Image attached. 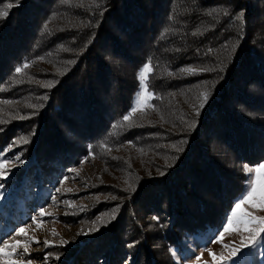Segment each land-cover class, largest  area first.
Here are the masks:
<instances>
[{
	"label": "trees",
	"instance_id": "16d2710c",
	"mask_svg": "<svg viewBox=\"0 0 264 264\" xmlns=\"http://www.w3.org/2000/svg\"><path fill=\"white\" fill-rule=\"evenodd\" d=\"M2 11L0 98L22 97L30 110L21 112L30 111L31 118L17 117L16 107L8 110L13 119L0 130V146L13 132L26 133L28 170L45 178V170L51 174L75 154L93 155L107 138L139 143L156 160L154 172H133V194L154 193L155 207L170 219L168 230L179 217V201L193 232L218 220L219 207L223 216L235 184L213 163V181L195 176L193 162L206 154L202 139L221 116L229 145L250 142L244 158L261 153L251 134L263 129L237 120L227 103L240 98L247 108L264 111V0H0ZM149 60L151 107L124 121L137 73ZM204 93L208 100L200 108ZM199 182L217 205L196 199L201 216L195 219L185 207L188 198L178 195L188 190L196 196Z\"/></svg>",
	"mask_w": 264,
	"mask_h": 264
},
{
	"label": "rangeland",
	"instance_id": "374dc122",
	"mask_svg": "<svg viewBox=\"0 0 264 264\" xmlns=\"http://www.w3.org/2000/svg\"><path fill=\"white\" fill-rule=\"evenodd\" d=\"M45 66L42 64V67ZM138 73V87L131 101L129 120L151 107L153 98L152 95L144 106L132 112L137 95L141 92ZM8 96L5 93L0 98V130L13 119L8 111L12 107L18 108L17 117L31 118L30 111L21 112L24 111L21 107L30 110L29 105L21 100L22 97L9 99ZM199 98L200 106L202 95ZM234 100L227 103V111L234 113L237 120L263 129L251 134L261 153L253 158H244L241 153L250 142L235 147L229 145L226 138L230 135L227 133L229 127H224L222 116L213 124L215 129L209 136L204 135L202 141L206 157L195 159L193 173L202 176L203 180L213 181V167L208 165L213 163L220 173L223 172V176L231 178L236 187V191L230 195L227 211L222 216L219 207L218 220L205 227L206 230L193 232L195 224L187 217L184 208H180V201L175 205L179 217L176 221L173 219V228L168 230L170 219L155 207L153 192L135 198L134 180L138 181V178H132L135 177L133 172L143 175L154 172L151 163L153 157L139 143H120L121 139L117 137L113 141L107 138L95 148L93 155L75 154L74 160L59 166L56 171L52 170L51 174L45 170L44 178L38 176L37 170H28L30 164L27 157L29 159L31 156L26 153L27 134L13 135L18 133L13 132L0 146V164L5 165L4 169H0L5 173L0 178V247L5 241L10 245L19 241V246L10 257L19 264H27L28 261L31 264H152V260L156 264H264V240L255 246L241 248L232 259H220L221 256L228 257L231 250L239 247L249 235L238 220L228 231H225V226L235 204L247 190L250 178L254 176V173L245 171V166L254 168L264 163V123L259 120V117L264 118V111L247 108L240 98ZM217 132L218 137L215 135ZM180 136L183 140L187 139L186 132ZM194 187L198 196L191 197L187 190L186 196L178 195V198H188L185 207L195 219H199L201 214L196 210V199L204 198L210 206H216L217 201L208 185L199 182ZM42 210L47 214L41 215ZM245 212L264 216V210L251 203L241 206V215ZM197 223L203 226L204 221ZM21 228L25 231L18 235L17 231ZM143 239L151 251L150 257ZM45 241L48 242L47 246ZM25 247L27 252L24 251ZM108 253H111L109 259ZM211 253L216 254V259ZM57 256L59 259H56ZM0 264H5L2 256Z\"/></svg>",
	"mask_w": 264,
	"mask_h": 264
},
{
	"label": "snow or ice",
	"instance_id": "6c2138e0",
	"mask_svg": "<svg viewBox=\"0 0 264 264\" xmlns=\"http://www.w3.org/2000/svg\"><path fill=\"white\" fill-rule=\"evenodd\" d=\"M8 8H11L12 5H7ZM7 16V11L0 12V17ZM237 19L243 20V13H240L237 16ZM23 67H28L27 64H25ZM16 73H20L22 71L21 67H17L15 69ZM186 71H193L192 69H186ZM152 72V65L151 60H149L148 63H146L143 68L138 73V79L141 83V92L137 95V100L135 107L132 108V112H135L138 108L144 106L148 100L152 98V93L148 90V77L149 74ZM208 100V94L204 93L202 94V102L200 104V108L204 107V103H206ZM199 112L197 111V115ZM124 121L129 120V116L125 115L123 117ZM194 127L193 125H191ZM115 127V125H114ZM27 142L26 140L24 141ZM182 150V149H178ZM5 165L0 164V169H4ZM245 171L249 174H253L254 176L250 178L248 182V188L245 191V193L241 196L239 201L235 204V207L232 210L231 216L228 218V224L225 226V231H228L231 226L233 225L234 221L238 220L239 223L243 225V230L247 232L249 235L245 237L242 241L239 247L233 248L229 254L228 257L221 256V260L225 259H232V257L236 256V254L240 251L241 248L249 247V246H255L260 240H264V216H255L251 213H243L241 215V206L245 204L251 203L254 207H257L261 210H264V163H260L256 167H248L245 166ZM163 174V173H161ZM5 176L4 171L0 170V178H3ZM47 213L41 211V215H45ZM154 219H157L154 217ZM24 229H18L17 234H23ZM223 236V233H221V237ZM45 246L48 245V242L45 241ZM63 243V242H62ZM19 246V241H17L15 244H8L6 241L3 244V247H0V256H2L5 260V264H19L18 261L11 260L10 257L14 254L16 247ZM5 249H11L10 251H5ZM25 252H27V248L24 249ZM213 256V259H216V254L211 253ZM56 259H59L57 256ZM197 259H200V257H197ZM27 264H31V261H28Z\"/></svg>",
	"mask_w": 264,
	"mask_h": 264
}]
</instances>
